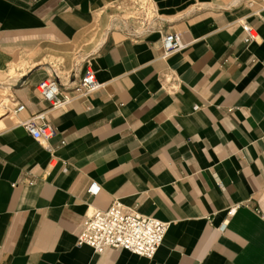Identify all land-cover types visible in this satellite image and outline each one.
I'll return each mask as SVG.
<instances>
[{
	"label": "crops",
	"instance_id": "obj_1",
	"mask_svg": "<svg viewBox=\"0 0 264 264\" xmlns=\"http://www.w3.org/2000/svg\"><path fill=\"white\" fill-rule=\"evenodd\" d=\"M171 31L189 44L163 57ZM88 67L99 90L42 97ZM18 103L0 119V264H264V0H0V105ZM42 110L46 140L21 125ZM114 199L169 221L152 259L77 244Z\"/></svg>",
	"mask_w": 264,
	"mask_h": 264
},
{
	"label": "built area",
	"instance_id": "obj_2",
	"mask_svg": "<svg viewBox=\"0 0 264 264\" xmlns=\"http://www.w3.org/2000/svg\"><path fill=\"white\" fill-rule=\"evenodd\" d=\"M243 41L249 42L258 37V32L249 23H242ZM163 57L181 51L187 45L181 34L176 31L166 32L161 38ZM103 84L96 78L95 71L88 67L79 83L74 86L73 95L62 92L58 79L49 76L38 85L42 97L48 101L52 108H65L73 101L85 97L97 90ZM25 109L23 103L12 108L1 107L0 119L5 116H15ZM21 125L35 139H49L55 134V126L48 120L47 111H37L29 118L21 121ZM100 185L92 182L88 188L89 193L95 195L100 191ZM240 203L231 205L227 216L232 217ZM169 221L156 216L144 214L135 207L125 204L120 199H114L105 209H96L85 215L82 226L77 233L78 245H88L97 253H103L109 248L125 249L133 254L153 258L163 243L165 234L169 229Z\"/></svg>",
	"mask_w": 264,
	"mask_h": 264
},
{
	"label": "rangeland",
	"instance_id": "obj_3",
	"mask_svg": "<svg viewBox=\"0 0 264 264\" xmlns=\"http://www.w3.org/2000/svg\"><path fill=\"white\" fill-rule=\"evenodd\" d=\"M1 107H3V106L1 105ZM0 112H1V110H0Z\"/></svg>",
	"mask_w": 264,
	"mask_h": 264
}]
</instances>
